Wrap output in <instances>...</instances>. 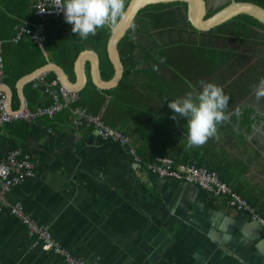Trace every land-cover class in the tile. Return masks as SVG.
Instances as JSON below:
<instances>
[{
    "label": "crops",
    "instance_id": "crops-1",
    "mask_svg": "<svg viewBox=\"0 0 264 264\" xmlns=\"http://www.w3.org/2000/svg\"><path fill=\"white\" fill-rule=\"evenodd\" d=\"M207 1L210 9H218L229 0ZM33 2L0 0V40L5 42L0 90L14 112L22 107L16 89L19 80L37 70L30 62L34 40L28 36L17 44L10 40L19 26L37 23ZM50 21L55 23L48 18L46 24ZM61 23H66L64 17L57 25ZM189 40L200 60H188L186 71L165 60H146L138 68L140 74L122 88L111 119L117 122L113 129L129 139V145L104 143L88 128L76 130L63 114L47 119L51 127H42V138L38 131L30 135L11 127L10 141L5 126L0 160L19 150L32 154L38 163L33 178L3 195L4 204L20 202L25 213L50 226L60 245L85 264H264V227L255 218L264 220V99L257 101L253 90L263 76L257 68L264 69V59L255 62L262 47L236 38L216 37L210 42L204 34H191ZM45 56L54 62L46 51ZM198 62L209 67L188 71ZM199 81L221 86L230 97L228 119L218 126V138L188 149L187 120L180 116L173 120L168 103L189 92L197 94ZM25 87L24 110L34 111L29 109L30 93ZM50 102L43 95L37 106L45 108ZM163 156L188 159L217 172L246 198L254 213L230 208L225 197L200 186L162 179L148 171V164ZM30 246L27 230L4 208L0 264H66L61 257Z\"/></svg>",
    "mask_w": 264,
    "mask_h": 264
},
{
    "label": "trees",
    "instance_id": "trees-1",
    "mask_svg": "<svg viewBox=\"0 0 264 264\" xmlns=\"http://www.w3.org/2000/svg\"><path fill=\"white\" fill-rule=\"evenodd\" d=\"M131 1L132 0L126 1V7ZM236 1L251 2L264 8V0ZM224 6L218 9H210L207 17H210ZM139 16H142L141 21H139V19L137 20L135 27L123 38L118 46L121 61L124 66V76L120 85L114 90L101 92L88 82L85 89L81 92L80 97L75 101L77 105L74 108H84L91 115H99L104 109L107 100L110 99L109 105H107L106 110H104L103 121L112 128L117 127V122L111 119V115L115 105L119 102L121 90L134 74H140L138 68L143 62L146 60L152 61L153 59L160 60L161 57H164L168 64H176L184 68L180 69L181 71H186L185 66L188 60H200L197 48L190 45L189 36L191 34H204L206 38L211 37L210 42H212V38L216 37L236 38L241 42L250 41L258 42L259 44L264 42V25L247 15H240L209 32H198L191 26L187 20V5L185 3L155 4L142 10ZM34 25L35 24H33V26ZM65 26L66 29L64 30ZM71 29L72 25L68 23L57 25V23L50 21L46 24L43 31V44L39 45L35 40L31 42L34 58H30V62L34 64V70H38L47 64L48 58L45 56L46 51L50 55L49 60H53L57 66L64 70L70 81L75 83L74 66L78 54L83 50L92 49L100 55L102 79L105 82H110L114 76V69L108 56L107 44L112 30L108 28L100 29L95 36L90 35L87 40H80L78 34L73 33ZM173 33H177L179 39L177 41H170L169 44L161 45L160 41L163 40L164 35L168 34L171 36ZM182 34H186L187 39H184ZM52 42L56 45L53 48L49 46V43ZM221 54L224 58L229 56V54ZM191 66H197L200 69L209 67L205 64L202 65L201 62ZM4 74L5 72H3V79ZM211 74L212 72L209 73V75ZM261 75H263L261 77H264V71ZM54 81H57L55 75L49 74L46 76L47 84H52ZM35 84L36 83H33L25 87L30 93L28 95L30 110L38 108L37 101L43 95L48 96L43 86L34 89ZM125 94L129 95V92H125ZM50 105L51 102L48 106ZM61 114L64 115L65 121L68 122V112L64 111ZM6 127L9 131V140L11 141L13 136L11 127H20L21 130L28 132L30 135L38 131L39 137L42 138L45 133V131H42V127H51V125L48 124L47 119H42L32 125L25 124L24 122H17L7 125ZM16 148L17 147L13 145L12 149L15 150ZM192 163L193 162H190L188 159L175 161V165ZM221 179L229 185L224 178ZM242 197L244 196L242 195Z\"/></svg>",
    "mask_w": 264,
    "mask_h": 264
},
{
    "label": "built area",
    "instance_id": "built-area-1",
    "mask_svg": "<svg viewBox=\"0 0 264 264\" xmlns=\"http://www.w3.org/2000/svg\"><path fill=\"white\" fill-rule=\"evenodd\" d=\"M33 11L37 18L34 27L19 26L11 38L10 42L17 44L28 36L35 40L39 45L43 42V31L46 20L52 18L58 23L64 17L62 12H57L54 0H34ZM4 45L0 40V87L3 82L4 72ZM43 86L46 95L50 98L51 105L45 108H37L34 111L23 110L9 112L8 101L5 93L0 90V138L4 134V127L17 122L28 124L36 123L42 119H54L62 112H68V122L76 129L88 128L94 137L104 143L129 145L130 141L120 131L115 130L103 121L102 115H91L84 108H74L72 105L76 101L75 95L68 89L58 85L55 81L52 84L46 83V75L34 85V89ZM133 154L137 156L135 150ZM140 157L137 156L138 162ZM142 162V161H141ZM37 160L32 154L23 151H10L0 160V214L7 208L8 214L20 221L27 230L31 240V249H41L57 257H61L66 264H85L83 260L76 258L68 250L64 249L54 238L50 226L40 224L38 221L25 213L20 202L7 204L3 202V195L7 194L12 188L27 181L35 176ZM148 171L162 178L184 182L200 186L216 196L225 197L227 205L238 211L254 213L249 203L240 194L227 185L215 171L203 167H197L195 163L175 165V161L169 156L157 157L156 161L148 164ZM256 220L264 227V220L255 216Z\"/></svg>",
    "mask_w": 264,
    "mask_h": 264
},
{
    "label": "water",
    "instance_id": "water-1",
    "mask_svg": "<svg viewBox=\"0 0 264 264\" xmlns=\"http://www.w3.org/2000/svg\"><path fill=\"white\" fill-rule=\"evenodd\" d=\"M175 2L187 5V20L198 32H209L215 28H219L240 15L250 16L264 25V8L251 2L229 0L223 8L207 17L210 10L207 0H132L126 7L125 16L119 21L115 29L112 30L107 44L108 56L114 69V76L110 82H105L102 79L100 56L93 50H84L79 53L74 66L75 84L70 82L69 77L62 68L54 64V62L48 61L46 66L19 80L16 86L18 95L22 101V107L19 112L25 109V101L22 95L23 88L39 81L44 75L54 74L59 84L74 93L76 97L85 88L88 81L99 91L105 92L117 88L124 76V66L118 50L119 43L129 34L142 10L155 4ZM86 64H88V71L85 69ZM9 103L8 101V110L9 112H13ZM108 103L109 100H107L104 108L107 107Z\"/></svg>",
    "mask_w": 264,
    "mask_h": 264
},
{
    "label": "clouds",
    "instance_id": "clouds-1",
    "mask_svg": "<svg viewBox=\"0 0 264 264\" xmlns=\"http://www.w3.org/2000/svg\"><path fill=\"white\" fill-rule=\"evenodd\" d=\"M54 6L57 12L63 13L65 22L72 25V32L78 34L80 40L95 36L100 29H115L126 12V0H54ZM164 60L161 57L160 63ZM153 70L159 71L158 65H153ZM198 83L201 90L197 94L189 92L168 103L174 113L173 120H177V116L187 120L188 149L218 138V126L228 119L226 110L230 97L223 88L212 82ZM253 90L257 101L264 99V77L253 85Z\"/></svg>",
    "mask_w": 264,
    "mask_h": 264
},
{
    "label": "rangeland",
    "instance_id": "rangeland-1",
    "mask_svg": "<svg viewBox=\"0 0 264 264\" xmlns=\"http://www.w3.org/2000/svg\"><path fill=\"white\" fill-rule=\"evenodd\" d=\"M226 2H227V1H226ZM183 37H185V35H183ZM164 39H165V42L168 43V42H170V41H177V40L179 39V36H178L177 34L174 33V34L171 35V36H169V35H165L164 38H163V40H164ZM185 39H186V38H185ZM191 40L194 41V40H195V37H192ZM221 43L223 44L224 41H221ZM235 44H238V43H235ZM230 46H233V47L237 48V46H236V45H233V44H230ZM260 47H262L261 53L257 54L256 58H257V59H264V42L260 44ZM244 58H245V57H243V59H244ZM246 59H249V58H246ZM194 67H197V66H190L189 69H188V71H193V70H194V69H193Z\"/></svg>",
    "mask_w": 264,
    "mask_h": 264
},
{
    "label": "flooded vegetation",
    "instance_id": "flooded-vegetation-1",
    "mask_svg": "<svg viewBox=\"0 0 264 264\" xmlns=\"http://www.w3.org/2000/svg\"><path fill=\"white\" fill-rule=\"evenodd\" d=\"M141 17H142V16H139V17H138L139 21H141ZM138 19H137V20H138ZM137 20L135 21V23L137 22ZM135 23H134L132 29L135 27ZM132 29H131V30H132ZM256 45L259 46L260 44L257 43ZM260 50H262V49L260 48L259 51H260ZM250 51H251V53H253V54H254V52H255V50H254L253 48H251ZM259 60H263V59H258V60H256V61H255L256 64H257V61H259ZM255 62H254V64H255ZM260 68H261V67H260ZM257 69H258V72H259L260 75H261V73L264 71V69H262V68H261V70H260L259 68H257Z\"/></svg>",
    "mask_w": 264,
    "mask_h": 264
}]
</instances>
